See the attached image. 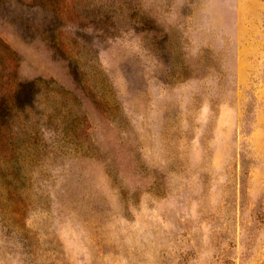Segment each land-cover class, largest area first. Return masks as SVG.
I'll return each instance as SVG.
<instances>
[{"label":"rangeland","instance_id":"1","mask_svg":"<svg viewBox=\"0 0 264 264\" xmlns=\"http://www.w3.org/2000/svg\"><path fill=\"white\" fill-rule=\"evenodd\" d=\"M0 264H264V0H0Z\"/></svg>","mask_w":264,"mask_h":264}]
</instances>
